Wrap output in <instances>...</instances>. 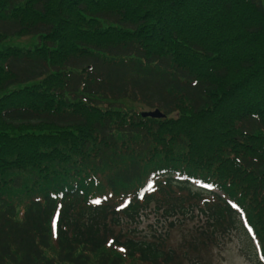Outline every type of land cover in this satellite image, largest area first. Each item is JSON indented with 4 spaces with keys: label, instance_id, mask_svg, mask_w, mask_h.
I'll return each instance as SVG.
<instances>
[{
    "label": "trees",
    "instance_id": "16d2710c",
    "mask_svg": "<svg viewBox=\"0 0 264 264\" xmlns=\"http://www.w3.org/2000/svg\"><path fill=\"white\" fill-rule=\"evenodd\" d=\"M239 228L264 260L262 0H0V264H214Z\"/></svg>",
    "mask_w": 264,
    "mask_h": 264
},
{
    "label": "rangeland",
    "instance_id": "374dc122",
    "mask_svg": "<svg viewBox=\"0 0 264 264\" xmlns=\"http://www.w3.org/2000/svg\"><path fill=\"white\" fill-rule=\"evenodd\" d=\"M262 1L264 3V0ZM36 41L37 38L35 36L26 35L23 37H14L12 40H8L7 43L26 47L33 45ZM242 225L247 227L244 222ZM137 226L140 232L147 233L155 230L163 231L166 225H164L161 217L159 218L155 213L148 211L143 213L142 217L139 218ZM242 228L233 231L228 241L213 249L211 258L214 264H254L255 256L251 258L248 256V252L253 250V248L251 250L249 247L251 240L253 241V247H255V250L252 252L260 258L257 241L253 239L250 233H245Z\"/></svg>",
    "mask_w": 264,
    "mask_h": 264
},
{
    "label": "water",
    "instance_id": "95a60500",
    "mask_svg": "<svg viewBox=\"0 0 264 264\" xmlns=\"http://www.w3.org/2000/svg\"><path fill=\"white\" fill-rule=\"evenodd\" d=\"M143 116H148V117H162L164 114L159 110L156 109L154 111H145L142 113Z\"/></svg>",
    "mask_w": 264,
    "mask_h": 264
},
{
    "label": "snow or ice",
    "instance_id": "6c2138e0",
    "mask_svg": "<svg viewBox=\"0 0 264 264\" xmlns=\"http://www.w3.org/2000/svg\"><path fill=\"white\" fill-rule=\"evenodd\" d=\"M96 203H99V201H96Z\"/></svg>",
    "mask_w": 264,
    "mask_h": 264
}]
</instances>
